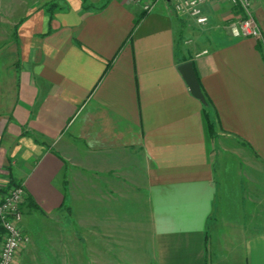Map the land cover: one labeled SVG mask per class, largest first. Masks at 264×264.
<instances>
[{"label": "crops", "instance_id": "obj_1", "mask_svg": "<svg viewBox=\"0 0 264 264\" xmlns=\"http://www.w3.org/2000/svg\"><path fill=\"white\" fill-rule=\"evenodd\" d=\"M47 1L0 33V180L33 205L17 264H264V0L262 40L164 3ZM232 154L256 177L229 201Z\"/></svg>", "mask_w": 264, "mask_h": 264}, {"label": "built area", "instance_id": "obj_2", "mask_svg": "<svg viewBox=\"0 0 264 264\" xmlns=\"http://www.w3.org/2000/svg\"><path fill=\"white\" fill-rule=\"evenodd\" d=\"M142 3L147 12L153 11L158 3H164L180 16L193 19L197 25L209 22L205 7L213 0H132ZM243 17L232 23L230 30L236 37L263 39V32L254 15L253 0H229ZM0 182V264H17L21 249L31 242L23 228V206L27 192L22 184Z\"/></svg>", "mask_w": 264, "mask_h": 264}, {"label": "rangeland", "instance_id": "obj_3", "mask_svg": "<svg viewBox=\"0 0 264 264\" xmlns=\"http://www.w3.org/2000/svg\"><path fill=\"white\" fill-rule=\"evenodd\" d=\"M45 1L46 0H0V17H1L0 18V33L3 32L4 35L11 33V35L14 36L18 28L17 24L19 23L20 20L25 18L26 15L30 11L37 9V8H42V7L46 9L49 4L56 3L54 1H51V2L47 1L48 3L44 4ZM205 14L209 18V22L206 26H199L193 19L186 17V16H182L183 18L182 20L189 22L194 26L196 25V27H199L200 30L202 29L206 30L209 27H215L217 26L218 23L219 24L223 23L222 26L224 25V27H228L229 30H231L232 23L243 17V14L239 11V9L236 8L229 0H213L211 3L206 5ZM205 30H203L202 32H206ZM187 40L188 39L184 40V43ZM189 42H191V40ZM219 147H217V149ZM217 149L215 150V152H217L218 155H220V152H219L220 150L219 149L217 150ZM232 155H229L231 158L228 159L227 163L232 162L231 165H234V166L230 165L229 169H227V172L229 173H226L230 175L231 179L226 178L225 180V178H222L221 187H219L221 191L220 193L222 195L225 194L227 200L229 201L231 198H234L237 195L236 194L237 188L235 185L236 183L233 182L235 180V177H237V171L239 170L243 171L244 175L247 177V180H253V177L254 178L256 177L251 172L253 167H252V164L249 163V159H247V156L244 157L242 154L240 156H234V155L232 156ZM220 160L221 158H219V162ZM221 164H222L223 172H224L225 166H223L224 163L222 161H221ZM262 172L260 173L262 177L261 180H264V175L262 174ZM218 176L219 174H217V177ZM224 180L227 181V183L225 182L224 184ZM1 181L2 180H0V182ZM218 183L220 186V182ZM25 211L27 213L28 210L23 209V214L25 213Z\"/></svg>", "mask_w": 264, "mask_h": 264}, {"label": "water", "instance_id": "obj_4", "mask_svg": "<svg viewBox=\"0 0 264 264\" xmlns=\"http://www.w3.org/2000/svg\"><path fill=\"white\" fill-rule=\"evenodd\" d=\"M178 69L181 72L185 81L187 82L192 94L205 104L207 102L206 97L203 93L200 81L196 74L193 61L181 63L178 66Z\"/></svg>", "mask_w": 264, "mask_h": 264}, {"label": "trees", "instance_id": "obj_5", "mask_svg": "<svg viewBox=\"0 0 264 264\" xmlns=\"http://www.w3.org/2000/svg\"><path fill=\"white\" fill-rule=\"evenodd\" d=\"M92 4H86L85 7H90ZM103 6V5H102ZM99 6V7H102ZM56 7V3L54 4H49L46 8L47 12L52 13ZM204 115L207 120V127H208V132L211 137L215 135V122L211 119V109L210 105L208 104V101L205 103V108H204ZM29 201V205L32 207V202L30 201V198H27V202Z\"/></svg>", "mask_w": 264, "mask_h": 264}]
</instances>
